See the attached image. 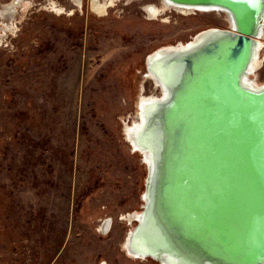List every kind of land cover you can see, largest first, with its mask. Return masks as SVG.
<instances>
[{
  "label": "rangeland",
  "instance_id": "rangeland-1",
  "mask_svg": "<svg viewBox=\"0 0 264 264\" xmlns=\"http://www.w3.org/2000/svg\"><path fill=\"white\" fill-rule=\"evenodd\" d=\"M24 1L0 30V264H160L123 248L145 177L123 127L155 90L145 57L228 27L226 16H149L142 5L158 0H115L99 14L88 0Z\"/></svg>",
  "mask_w": 264,
  "mask_h": 264
},
{
  "label": "water",
  "instance_id": "water-1",
  "mask_svg": "<svg viewBox=\"0 0 264 264\" xmlns=\"http://www.w3.org/2000/svg\"><path fill=\"white\" fill-rule=\"evenodd\" d=\"M169 1L225 11L231 23L145 57L146 69L159 67L166 92L146 103L148 145L140 147H149L151 164L142 221L135 218L132 231L144 253L137 256L264 264V82L247 80L264 0Z\"/></svg>",
  "mask_w": 264,
  "mask_h": 264
},
{
  "label": "bare ground",
  "instance_id": "bare-ground-1",
  "mask_svg": "<svg viewBox=\"0 0 264 264\" xmlns=\"http://www.w3.org/2000/svg\"><path fill=\"white\" fill-rule=\"evenodd\" d=\"M72 2V4L74 6H82L83 0H70ZM115 0H88L91 9H94L95 11L99 13L104 12L105 8L109 5H112L114 3ZM24 0H12L9 4L4 5L1 9H0V23L4 24V27H0V30H11L13 28L8 27V23L6 21L10 20V18L13 17L14 12L17 8V5H23L24 4ZM49 4V7L51 10H56V11H60V7L53 1H51ZM143 9L146 11V13L149 16L155 17L156 15H160L163 14L165 11L172 9V10H177L178 12H183V13H192L195 11H204V10H216L219 11V13L223 14L226 16L229 24L230 19L227 15V13L225 11L222 10H218V9H204L202 7H193V6H183V5H179L177 3H173L169 0H158L154 5H149V4H143L142 5ZM229 26V25H228ZM206 30V29H205ZM205 30H202L201 32H199L193 39L195 40L196 38H198L201 33H204ZM264 36V18L262 20V26L260 28L259 31V35L257 36L258 39V46L256 49V53H255V58L252 61V64L250 66V71L249 74L247 76V80H249V82L253 85H259L258 83L255 82V80L251 79V76L254 75V72L258 69L259 65H260V61L258 59V53L260 52L259 49H261L260 46L261 45V38ZM1 38V37H0ZM191 39V40H193ZM185 43L183 42H179L178 44H172V45H165V46H161L159 48H157V51L159 50L160 53L162 52H170L176 49L181 48ZM151 52L147 57V60L154 55V52ZM157 55V54H155ZM154 55V56H155ZM146 64V63H145ZM155 68V69H154ZM159 67H156L155 64L153 66H151L149 69L145 68V72H144V79H146V81H151L154 85H155V90L153 92H151L150 94H146V93H141V95L138 96V99L136 101V112L133 113V115L129 118L128 124L123 127V135L125 137V140L128 142V144L131 146L133 151H136L137 153L140 154V156L142 157L141 159H143V163L145 166V175H146V168L147 166H150L151 164V151L149 149V147H147L146 149H142L143 144L146 146V144L148 145V143L145 141L144 136L146 135V130H144L145 128V119L147 116V113L149 111V105H147L146 103L155 99H159L162 98L163 95H165L166 92V88L164 85V79L161 75H159ZM144 92V91H143ZM139 147V148H137ZM148 169V168H147ZM144 193V194H143ZM143 193L141 198L144 196V198L146 197V194L144 192L143 189ZM142 209V207H141ZM132 213V212H131ZM129 213L128 217H126V214L124 217H126L127 221H133L135 220V218L138 219V222L142 221V216L143 214H141V210H135V212H133V214ZM130 222V223H131ZM134 224H131V227L134 228ZM133 228L128 231V234L126 235V240L123 244V248L126 251V253L132 257H136L138 254H140V249L139 247H137L138 245H134V238H133ZM139 239L137 240V242H142L143 237L139 236ZM137 244V243H136ZM140 250V251H139ZM144 253H141L140 255H143ZM138 257V256H137ZM142 257V256H141ZM147 259V258H146ZM162 264H175L174 262L171 261V259L169 258V255H166L162 261Z\"/></svg>",
  "mask_w": 264,
  "mask_h": 264
}]
</instances>
